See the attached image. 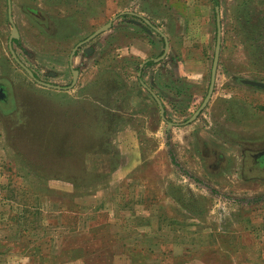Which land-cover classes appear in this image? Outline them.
<instances>
[{
	"label": "rangeland",
	"instance_id": "rangeland-1",
	"mask_svg": "<svg viewBox=\"0 0 264 264\" xmlns=\"http://www.w3.org/2000/svg\"><path fill=\"white\" fill-rule=\"evenodd\" d=\"M219 2L12 0L18 57L64 87L73 47L113 22L80 50L76 86L59 91L12 56L0 0V79L10 87L0 102V264H264V178L242 173L244 153L264 148V89L235 79L264 82V0ZM216 6L218 87L188 122L210 85ZM127 11L169 39L142 78L166 119L138 79L165 42ZM98 148L109 151L106 169Z\"/></svg>",
	"mask_w": 264,
	"mask_h": 264
},
{
	"label": "water",
	"instance_id": "water-1",
	"mask_svg": "<svg viewBox=\"0 0 264 264\" xmlns=\"http://www.w3.org/2000/svg\"><path fill=\"white\" fill-rule=\"evenodd\" d=\"M8 6H9V21H10V23L13 26V33H12V36H11V41H12L13 38H19V31H18L17 26L14 23V19H13V16H12V4H11V0H8ZM216 13H217V42H216L215 55H214V61H213V66H212V74H211V82H210L209 90H208V93H207L206 97L204 98V101L202 102L201 106L196 110V112H194V114L188 120V122H193L201 114V112L204 110V108L209 103V101H210V99L212 97L213 91H214L215 79H216V73H217V68H218V64H219V56H220L221 43H222V24H221V16H220V7L219 6H216ZM125 14L134 15V16H138V17L143 18V20L148 25H150L154 30H156L157 32H159L162 35V37L164 38V41H165V50L163 52V55L160 58L154 59V60L155 61H159L160 59L164 58L167 55V53L169 52V48H170L169 39L166 36V34L163 33L159 28H157L156 26H154L149 19L145 18L141 14H138V13L133 12V11H127V12H121L119 15H125ZM111 26H112V22H108L107 24H105L104 26H102L98 30H96L84 42L79 43L75 47L74 51L72 52V57H73V55L75 54V51L77 50V48L80 45H82V44H84V43L92 40L93 38H95L96 36H98L99 34H101L102 32H105V31L109 30L111 28ZM11 52H12L13 57L15 58V60L26 70V72L29 74V76L31 78H33V80H35L36 82H38V83H40V84H42L44 86H47L49 88L61 89V87L58 86V85H54V84H51V83H48V82H44V81L39 80L35 76L34 72L29 67H27L18 58V56L16 55L15 51L12 48V44H11ZM142 67H143V65H142ZM73 73H74V81H73V85H74L76 83V81H77L78 71L77 70H73ZM243 81L246 84H249V85L256 86V87H259V88L264 89V82H262V81L252 80V79H245ZM143 85L154 96V98L156 99V101H157V103H158V105L160 107V111H161L162 117L164 119H166V116H165V108H164V105H163L160 97L154 91H152L149 87H147V85L144 82H143ZM167 122H168L169 125H173L174 124V123L169 122V121H167Z\"/></svg>",
	"mask_w": 264,
	"mask_h": 264
},
{
	"label": "crops",
	"instance_id": "crops-1",
	"mask_svg": "<svg viewBox=\"0 0 264 264\" xmlns=\"http://www.w3.org/2000/svg\"><path fill=\"white\" fill-rule=\"evenodd\" d=\"M11 4H12V0H11ZM7 6H8V0H7ZM28 12L29 13H32V14H34V13H36V10H34L33 8H28ZM7 15H8V23L12 26V24L10 23V21H9V6H8V11H7ZM38 15V14H37ZM126 15H128L129 16V14H125V15H122V16H126ZM12 16H13V19H14V23H15V18H14V12H13V4H12ZM131 17H133V21L135 20V23H140L141 21L142 22H144L145 23V25L147 26V28H146V31L147 32H153V31H155V32H157L156 30H154L150 25H148L144 20H143V18H141V17H138V16H134V15H130ZM141 20V21H140ZM222 24V23H221ZM15 25H16V23H15ZM17 26V25H16ZM112 26H113V22H112ZM112 26H111V28H112ZM110 28V29H111ZM19 29V28H18ZM109 29V30H110ZM109 30H107V31H109ZM19 31V30H18ZM106 32V31H105ZM105 32H102L101 34H103V33H105ZM11 34H10V36H9V38H8V46H9V49H10V52H11V44H12V48H13V50L15 51V53H16V55L18 56V54H17V52H16V50H15V46H16V44L17 43H19L20 42V32H19V38H13L12 39V41H11V36H12V33H13V26H12V28H11V32H10ZM161 37H162V35L159 33V32H157ZM101 34H99V35H101ZM98 35V36H99ZM98 36H96L95 38H97ZM89 37V36H88ZM87 37V38H88ZM87 38H85V39H83V40H81V41H79L74 47H73V49H72V52L74 51V49H75V47L79 44V43H81V42H84ZM94 38V39H95ZM163 38V37H162ZM163 40H164V38H163ZM165 42V41H164ZM87 43V42H86ZM170 43V42H169ZM85 44V43H84ZM84 44H82V45H84ZM82 45H80L78 48H77V50L75 51V54L73 55V57H72V52H71V54H70V64H71V73H73V70H77L78 71V75H77V81H76V83L73 85V81H74V73H73V76H72V82H71V85L70 86H60V85H58V86H60L61 87V89H57V90H59V91H62V90H70V89H73L75 86H76V84H77V82H78V80L80 79V77H81V71H80V69L78 68V66H76L75 65V61H76V59L79 57V52H80V50H82ZM84 49V48H83ZM86 49V48H85ZM85 49H84V52L86 53V54H90V52L88 53L87 52V50L85 51ZM170 49V48H169ZM221 49H222V43H221ZM93 51V50H92ZM221 52H222V50H220V56H219V64H218V68H217V73H216V79H215V87H214V91H213V94L215 93V90H217V87H218V77H219V73H220V57H221ZM11 54H12V52H11ZM168 54V53H167ZM12 56H13V54H12ZM149 61H153V62H155V60L153 59V58H147V59H144L143 61H142V63L140 64V67H139V70H138V79H139V86H140V88L141 89H143V90H146L150 95V97H152V98H154V96L151 94V92L143 85V74L145 73V71H146V68L147 67H149L150 65H152V64H150V65H148L147 63L149 62ZM157 62V61H156ZM142 65H143V67H142ZM145 70V71H144ZM211 74H212V70H211ZM237 81H236V80ZM235 81L238 83V85H241V86H244V87H254V88H257V89H262V88H259V87H256V86H252V85H249V84H246V83H244V81L243 80H245V79H250V78H241V77H236L235 76ZM252 80H254V79H252ZM143 81V82H142ZM210 82H211V79H210ZM263 82V81H262ZM145 83V82H144ZM146 85H147V87H149L151 90H152V88L147 84V83H145ZM55 85V84H54ZM210 86V85H209ZM54 89V88H53ZM180 90V89H179ZM209 90V89H208ZM113 91H117V90H113ZM153 91V90H152ZM157 94V93H156ZM213 94H212V97H213ZM109 95V94H108ZM107 95V96H108ZM158 96H160L159 94H157ZM212 97H211V99H212ZM160 99H161V101H162V103H163V105H164V108H165V114L167 113L166 111H167V109H166V105H165V103H164V100H163V97H161L160 96ZM211 99H210V101H211ZM154 100L156 101V99L154 98ZM209 101V102H210ZM157 102V101H156ZM158 104V103H157ZM209 104V103H208ZM207 104V105H208ZM90 105H97V108H98V110H101V107L98 105V104H95V103H91ZM159 106V105H158ZM207 107V106H206ZM205 107V108H206ZM204 108V109H205ZM159 109H160V107H159ZM108 113V119L110 120L111 118V115L113 116V119L115 118V114L113 113H111L110 111L109 112H107ZM160 113H161V111H160ZM203 113V111L201 112V114ZM200 114V115H201ZM199 115V116H200ZM162 116V115H161ZM199 116L195 119V120H197L198 118H199ZM105 120V119H104ZM194 120V121H195ZM116 121H118V119L117 120H114V122H116ZM113 122V123H114ZM112 136V135H111ZM111 136L110 135H108V134H106L105 132H103V134L100 136V137H102V138H106V137H110L109 138V140L107 141V139H102V138H100V142H99V146H103L105 143H107V146L109 147V146H111ZM247 145L248 144H250V142L249 141H247V143H246ZM248 147V146H247ZM251 147V146H250ZM262 149H264V148H262ZM253 150H261V149H253ZM96 152L95 153H100V152H103L104 154H103V159L101 160V162H99V165H101L100 167H101V169H106V167H107V164H106V160H105V153L107 152V153H109V151H107V150H105V148H98L97 150H95ZM100 163H102V164H100ZM100 167H99V169H100Z\"/></svg>",
	"mask_w": 264,
	"mask_h": 264
},
{
	"label": "flooded vegetation",
	"instance_id": "flooded-vegetation-1",
	"mask_svg": "<svg viewBox=\"0 0 264 264\" xmlns=\"http://www.w3.org/2000/svg\"><path fill=\"white\" fill-rule=\"evenodd\" d=\"M18 28V27H17ZM19 30V29H18ZM20 32V31H19ZM94 39V38H93ZM92 39V40H93ZM91 41V40H90ZM90 41L82 46H85ZM92 53L91 48H86L85 51ZM19 58V57H18ZM20 59V58H19ZM21 60V59H20ZM22 61V60H21ZM23 62V61H22ZM24 63V62H23ZM25 64V63H24ZM26 65V64H25ZM21 66V65H20ZM22 67V66H21ZM28 67V66H27ZM23 68V67H22ZM24 69V68H23ZM25 70V69H24ZM32 70V69H31ZM26 71V70H25ZM33 71V70H32ZM34 72V71H33ZM28 74V73H27ZM35 74V73H34ZM29 75V74H28ZM37 77V75L35 74ZM73 76V73H72ZM38 78V77H37ZM33 79V78H32ZM39 79V78H38ZM41 80V79H39ZM43 81V80H41ZM46 82V81H44ZM38 83V82H37ZM49 83V82H48ZM40 84V83H39ZM52 84V83H51ZM42 85V84H41ZM56 85V84H55ZM44 86V85H43ZM47 87V86H45ZM49 88V87H48ZM57 89V88H54ZM10 99V87L9 84L0 79V102H7ZM242 173L246 178H264V149L261 150H249L243 155L242 160Z\"/></svg>",
	"mask_w": 264,
	"mask_h": 264
},
{
	"label": "trees",
	"instance_id": "trees-1",
	"mask_svg": "<svg viewBox=\"0 0 264 264\" xmlns=\"http://www.w3.org/2000/svg\"><path fill=\"white\" fill-rule=\"evenodd\" d=\"M213 2L215 5H219V3H220L219 0H213ZM147 64L148 65L153 64V61H149Z\"/></svg>",
	"mask_w": 264,
	"mask_h": 264
}]
</instances>
